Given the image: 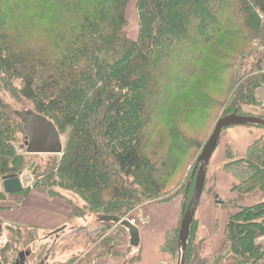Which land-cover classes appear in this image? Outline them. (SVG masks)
<instances>
[{"label":"trees","instance_id":"1","mask_svg":"<svg viewBox=\"0 0 264 264\" xmlns=\"http://www.w3.org/2000/svg\"><path fill=\"white\" fill-rule=\"evenodd\" d=\"M131 1L0 0V178L20 174L17 166L27 156L24 144V156L14 154L18 143L13 141L24 132L5 104L2 91L9 90L48 118L65 139L54 167L39 173L37 165L34 184L41 176L45 185L79 195L85 210L97 219H126L141 202L164 197L170 177L191 147L178 123L206 105L199 85L215 69L207 68L216 66L204 58L208 44L217 40L223 45L222 35L242 44L247 34L251 41H264V23L259 21L264 0H136L134 40L125 30ZM174 60L179 63L171 71ZM256 62L263 68L264 83V57ZM175 71L179 80L173 78ZM191 77H198L197 87L172 94ZM246 90L228 115L245 116L238 114L241 105H254L252 88ZM160 130L167 142L156 145ZM234 156L227 155L224 165L238 181L232 191L264 195V141ZM237 208L229 216L227 247L214 257L216 264L226 257L230 264H258L264 257V248L255 243L256 236L264 235V200ZM194 223L184 264L192 263ZM101 224L125 232L117 224Z\"/></svg>","mask_w":264,"mask_h":264},{"label":"rangeland","instance_id":"2","mask_svg":"<svg viewBox=\"0 0 264 264\" xmlns=\"http://www.w3.org/2000/svg\"><path fill=\"white\" fill-rule=\"evenodd\" d=\"M135 3L136 0H132L128 5L127 26L125 28L128 37L133 40L138 34ZM259 21L261 24L264 23V17H259ZM222 36H220L222 41H226L223 45L214 40L208 44L210 48L204 53L205 60H209L212 64L216 65L207 68V70L215 69L211 77H202L199 85V89L206 97L204 109L196 110L194 116L181 119L178 123L183 136L191 141V147L181 157L176 171L170 177L164 197L162 199L141 202L127 216L131 217L137 225L139 224V226L145 229L146 237L150 232L156 231V229L162 232L161 244L157 246V250L152 253L145 252L146 258L149 259L155 256L157 258L156 262L159 264H177V248L174 252L173 246L176 231L178 236V223L181 218L179 207L184 203V209L188 203L195 181V178L191 179V176L198 155L211 135L217 120L228 115L231 112L228 110L232 108L233 103L235 101L240 102L242 94L247 91L246 89L250 88H252V95L255 94V103L248 107L241 105L238 114L245 116H251L247 114L264 115V83L261 80L263 68L256 64L258 59L264 57V41H251L252 35L247 34L246 44H242L241 41L235 42L232 40L231 42L224 35ZM211 53L212 55H210ZM184 60L188 59L185 57ZM178 63L179 60L177 62L174 60L169 69L173 71V67L177 68ZM193 63L191 60L190 65ZM178 75V72L175 71L173 78H178L179 80L181 77ZM197 79L198 77H195L194 80L191 77L186 82V87L184 86L185 90L179 86V88H175L176 92L173 89L172 94L188 93V89L197 87ZM2 92L5 104L9 109L19 111H29L32 109L30 103L15 93L9 90H3ZM247 96L250 97V93H247ZM229 129L230 127L221 132L218 144L209 159L206 174L215 152L225 139L226 131ZM259 129L264 130V128ZM158 134L162 135L155 139V144L157 145L161 141L163 144H166L167 139L163 136L164 131L162 133V130H160ZM24 140L25 135H18L16 141H13V143H18L14 151L17 157L24 156V149L20 150L24 144ZM258 141H264V136L256 142ZM64 143L65 139L63 136L62 144L64 145ZM234 153L231 147L226 146L224 151L225 159L228 161L227 155H233ZM234 155L237 158L241 157L237 153ZM52 156L54 158H51ZM59 157L56 155H27L24 157V163L17 166V170L22 174H31L32 170L28 171V168L34 163L33 168L36 169L37 165H39L38 171L42 173L48 167H54L58 163ZM224 171L229 173L226 170ZM34 181L33 176L31 186L26 192L15 194L11 196L12 198L10 197L11 199L8 202L9 207L7 208L11 209L0 208V220L3 224L1 225L0 237V264H11L19 253L25 251L30 253L26 261H24L25 264H36L44 258V264H90L94 259L99 260L104 258H110L113 264H134L140 260L142 254L131 252V247L129 248L126 242L125 235L127 232L118 227H106L102 225L97 221L94 212L85 210V203L79 195L55 185H45V179L41 176H38L36 184H34ZM189 182L190 185L187 186ZM213 185V181L210 184L204 183L205 187L201 195L202 200H200L197 212L201 217L200 212L203 208L213 207L212 214L214 213V215L212 217L215 219L213 220V227L209 229L210 236L205 241L201 240L198 236L201 222H198L195 218L193 219L195 223L192 226L189 248V253L191 254L190 260L192 261L190 264H197L199 261L201 264H216L214 257L223 254L225 251L228 243L227 238L221 249H218L215 254L210 253L211 249L215 246L214 241L218 238L220 223L218 218L220 219L224 211L227 212L228 222L229 216L232 213L230 211L238 210L237 206H252L264 200V195L260 191H253L248 195L239 196L231 190L235 197L233 201H227L223 206H214L210 202L214 191ZM242 200H244V203ZM2 206L4 205L1 204L0 207ZM160 214H163L164 217L161 220L157 219V215ZM176 225H178L177 228L172 229ZM56 227H65V229L56 237L45 240V237L49 233L59 229ZM202 228L204 227L202 226ZM261 237H264V235L256 236V244H264V240ZM154 239L152 237L151 241H154ZM194 257L197 258L194 260ZM219 263L230 264V260L226 257ZM263 263L264 257L258 264Z\"/></svg>","mask_w":264,"mask_h":264},{"label":"water","instance_id":"3","mask_svg":"<svg viewBox=\"0 0 264 264\" xmlns=\"http://www.w3.org/2000/svg\"><path fill=\"white\" fill-rule=\"evenodd\" d=\"M13 115L19 120L25 135L24 147L27 155H56L60 156L63 152L62 138L53 123L43 115L33 110L19 111L13 110ZM234 126H260L264 128V119L259 117L238 116L230 114L217 120L214 128L205 145L201 149L196 165L194 167L191 179L194 177V185L190 194V198L186 207L183 209L179 223L177 236V264L185 263L186 249L189 237V231L194 219V215L199 204L206 177V169L209 159L218 144L221 132ZM34 163L28 168L32 173H20L15 175H7L0 178V201L5 200L6 195L27 190L33 181L35 169ZM190 185V182L187 186ZM220 203V201H216ZM100 223H113L122 227L129 237L128 245L131 248H137L139 245V231L128 220L120 219L114 216H100L97 219ZM1 227V226H0ZM65 227H61L49 233L45 239L51 238ZM28 254V253H27ZM16 264H23V253L19 254ZM43 264V263H41Z\"/></svg>","mask_w":264,"mask_h":264},{"label":"crops","instance_id":"4","mask_svg":"<svg viewBox=\"0 0 264 264\" xmlns=\"http://www.w3.org/2000/svg\"><path fill=\"white\" fill-rule=\"evenodd\" d=\"M259 128L260 127L255 128V127L234 126V127H230V129L226 131L227 132L226 137L221 142L217 151L215 152V155L213 156L211 160L209 169L207 170V174L205 177L206 183L210 184L211 181L214 182V185L212 186L214 191H213V195L210 201L214 206L215 205L223 206L224 204H226L227 201H233L235 199L234 194L231 192V190L237 184V180L229 173H226L223 169L227 161L224 156V151H225L226 146L231 147V149L238 155L240 156L244 155L245 152L247 151V148L250 145H252L254 142L261 139L262 136H264V130L262 131V129H259ZM13 195L14 194L10 196H6L5 200L0 201V206L1 204L4 205L0 207L1 209H11L7 207H9L8 202L10 201V199L12 198L11 196ZM200 200L202 199L200 198ZM216 201H220V203H217ZM243 201L244 200H242V202ZM199 205H200V201L197 206L194 218L198 222H201V229H200V233H198V236L201 238V240L205 241L210 236L209 229L213 227V220H215L212 217L214 215V213L212 214L213 212L212 209L214 208L211 206H210L211 208L210 207L203 208L202 211L200 212L201 213V217H200L197 213L199 210ZM246 206H249V205H246ZM183 207H184V203H182V205L179 207V212L181 214L180 216H182ZM230 212L234 213L236 211L233 210ZM163 218H164L163 214L157 215V219L161 220ZM218 221L220 222L218 238L216 241H214L215 246L213 249H211L212 250L210 252L211 254H215L217 250L221 249L223 245L225 244L226 225H227V212L226 211L222 213L220 219L218 218ZM179 223H180V220H179ZM0 224L3 225L1 220H0ZM178 225L173 226L172 229H176ZM202 226L204 228H202ZM59 227H56V228H59ZM136 227L139 231V245L137 248H131L132 250L131 252H136L137 254H142V255L140 257V260L134 264H159L156 262L157 258L155 256L149 259L146 258L145 252L147 251V252L152 253L157 250V246L161 244L162 232L156 229V231L150 232L148 236L146 237L145 229L139 226V224ZM204 230H206L207 233L204 232ZM125 237H126V242L128 244L129 237L127 234L125 235ZM152 237L155 238L154 241H151ZM261 239L264 240V237H261ZM45 240H49V238ZM262 244L259 243V245L262 248H264V244L263 245ZM90 264H113V261L110 258L108 259L104 258V259H99V260L94 259L90 262Z\"/></svg>","mask_w":264,"mask_h":264},{"label":"flooded vegetation","instance_id":"5","mask_svg":"<svg viewBox=\"0 0 264 264\" xmlns=\"http://www.w3.org/2000/svg\"><path fill=\"white\" fill-rule=\"evenodd\" d=\"M35 174H36V172H34V176H35ZM2 189H1V187H0V191H1ZM22 191H24V190H22ZM22 191H20V192H17V193H12V194H19V193H21ZM12 194H9V195H7V196H10V195H12ZM0 226H1V224H0ZM1 230H2V226L0 227V237H1ZM21 253H23V256H24V259H23V264H25V262L24 261H26V259L28 258V255L30 254L28 251H25V252H21ZM28 253V254H27ZM20 254V253H19ZM19 254H18V258H17V260H20L19 259ZM16 260V261H17ZM44 260V262H45V258L43 259ZM16 261H15V264H16ZM40 262L41 263H43L44 264V262L43 261H39V264H40Z\"/></svg>","mask_w":264,"mask_h":264},{"label":"built area","instance_id":"6","mask_svg":"<svg viewBox=\"0 0 264 264\" xmlns=\"http://www.w3.org/2000/svg\"><path fill=\"white\" fill-rule=\"evenodd\" d=\"M130 222L134 225V224H136L135 222H134V220H130Z\"/></svg>","mask_w":264,"mask_h":264},{"label":"bare ground","instance_id":"7","mask_svg":"<svg viewBox=\"0 0 264 264\" xmlns=\"http://www.w3.org/2000/svg\"><path fill=\"white\" fill-rule=\"evenodd\" d=\"M215 150V149H214Z\"/></svg>","mask_w":264,"mask_h":264}]
</instances>
